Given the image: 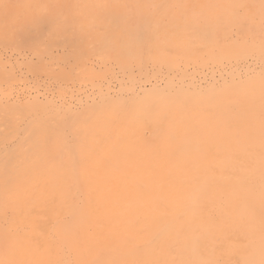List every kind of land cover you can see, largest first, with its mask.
<instances>
[{
    "label": "rangeland",
    "instance_id": "rangeland-1",
    "mask_svg": "<svg viewBox=\"0 0 264 264\" xmlns=\"http://www.w3.org/2000/svg\"><path fill=\"white\" fill-rule=\"evenodd\" d=\"M0 264H264V0H0Z\"/></svg>",
    "mask_w": 264,
    "mask_h": 264
},
{
    "label": "bare ground",
    "instance_id": "bare-ground-1",
    "mask_svg": "<svg viewBox=\"0 0 264 264\" xmlns=\"http://www.w3.org/2000/svg\"><path fill=\"white\" fill-rule=\"evenodd\" d=\"M235 171H237V170H235ZM202 200H203V197L200 196V197H199V201L201 202ZM228 207H230V205H229Z\"/></svg>",
    "mask_w": 264,
    "mask_h": 264
}]
</instances>
